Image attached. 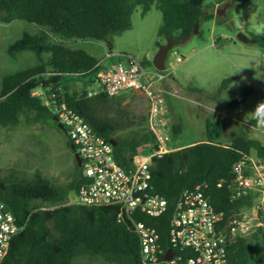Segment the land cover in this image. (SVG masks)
Wrapping results in <instances>:
<instances>
[{
    "label": "trees",
    "instance_id": "1",
    "mask_svg": "<svg viewBox=\"0 0 264 264\" xmlns=\"http://www.w3.org/2000/svg\"><path fill=\"white\" fill-rule=\"evenodd\" d=\"M222 1L232 5L243 0ZM153 6L162 20L157 29L158 39L169 36L179 41L193 35L195 22L212 18L217 24L232 26L227 15L208 11L211 5L205 0H0L1 22L23 20L37 27L35 32L22 31L5 48L12 57L28 51L35 62L1 75L0 127H16L23 114L27 122L42 121L59 128L50 105L42 98L44 94L50 103L64 101L106 140L114 139V159L120 166L130 168L138 147L154 143V136L146 126L147 111L138 115L129 113L115 100L116 95L105 92L88 95L89 84L79 91L69 90L62 81L64 76L91 80L100 63L85 49L71 47L67 42L84 38L108 40L111 35L131 28V15L137 8L143 15ZM250 36L256 44L264 46V37ZM156 43L161 45L158 40ZM140 63L143 65L144 61ZM225 81L229 82L230 77L223 79L214 96L220 94ZM36 89L40 93H35ZM251 92L253 87L245 84L225 104L240 103ZM205 126V139L152 157L150 185L152 191L167 199L168 210L154 218L137 214V219L157 229L163 247L167 246V221L172 204L183 188L205 184L204 193L216 211L225 212L224 218L230 209L250 203L249 196L231 199L227 184L235 162L253 153L264 159V143L243 133H235L228 143H220L218 138L223 128L220 116L207 120ZM180 127L172 124L169 132L174 134ZM63 132L70 148L72 142ZM0 180L3 182L0 199L24 224L0 264H72L74 257L94 255L109 263L142 264L134 227L128 219L117 218L114 206L66 203L69 193H74L80 182V167L75 159L65 183L53 182L37 170L28 176L11 167L4 172L0 168ZM263 263L261 228L238 238L227 249V264Z\"/></svg>",
    "mask_w": 264,
    "mask_h": 264
},
{
    "label": "built area",
    "instance_id": "2",
    "mask_svg": "<svg viewBox=\"0 0 264 264\" xmlns=\"http://www.w3.org/2000/svg\"><path fill=\"white\" fill-rule=\"evenodd\" d=\"M112 54L107 51L105 57ZM180 60L179 55L176 56ZM168 75L156 69L152 74L133 56L100 63L87 94L105 92L115 96L124 92L140 93L147 105L146 126L154 143L138 147L132 166L124 168L114 159L112 145L64 101L44 99L74 146L80 158V182L66 203L114 206L117 218L128 219L137 234L142 264H227V249L238 238L247 237L257 228L264 230V159L250 154L231 167L227 184L231 199L250 197V203L216 211L204 193L205 184L183 188L176 196L167 221V246L163 247L157 229L137 214L160 217L168 210L167 199L152 191L150 164L177 147L171 141L165 101L167 90L160 82ZM37 93L36 91H34ZM264 133V125L254 126ZM220 183H218L219 185ZM20 223L0 199V263L8 252ZM170 254L166 258V251ZM264 264V263H263Z\"/></svg>",
    "mask_w": 264,
    "mask_h": 264
},
{
    "label": "rangeland",
    "instance_id": "3",
    "mask_svg": "<svg viewBox=\"0 0 264 264\" xmlns=\"http://www.w3.org/2000/svg\"><path fill=\"white\" fill-rule=\"evenodd\" d=\"M217 1H220V7L227 3L226 1L221 2V0H205V3L211 5ZM225 15L232 21L230 28L222 24L213 25L211 20L200 22L199 29L204 41L209 40L210 35L215 33L225 35L223 38L229 42L230 48L224 50L223 55L234 63L243 65L252 77H256V80L254 83L250 82L236 68L229 67L231 65H228L225 59L226 69L224 74L221 70L209 74L206 72L199 74L198 71L194 74L193 71L192 79L180 83L181 87L175 93L165 96L173 113L182 117L181 131L174 135L170 133L171 141L175 146L205 139L203 123L195 118L200 111L205 110V105L216 107L221 112L219 115H221L225 124L231 127L232 133H243L249 138L258 139L264 143V133L253 127L256 126V121L250 119V111L255 108L259 101L264 100V97H261L263 92L259 89L260 84L257 82L264 83V74L257 77L259 75L257 69L260 60V48L257 47L256 43H242L237 38L238 32L245 33L248 36L250 34L258 35L257 29L264 26V0H243L236 4H228L225 8ZM161 21V14L154 6L143 15L140 14V10L137 8L131 15L132 25L130 29L119 34H113L108 40L73 39L68 41L67 45L85 49L99 59L105 53L104 46L107 48L110 42L111 46L107 48V51L112 54L113 59H122L124 54H128L139 62L144 61L143 67L146 72H154L156 69L153 66V58L160 46L157 45L156 41H160L161 45L166 41V39L157 38V29ZM36 30L37 27L34 24L23 20H13L7 23L0 21V77L2 74L28 67L35 62L34 56L28 51H23L12 57L6 53L5 48L10 41L20 36L22 31L35 32ZM191 36L185 43L178 42L168 50L164 59V73L173 72L172 74L175 75L177 69L175 55L180 56V53L188 50L191 45L202 42L197 39L198 35L193 34ZM258 36L264 37V35ZM230 54L232 55L230 56ZM225 73H231L234 79L231 82L225 81L220 94L214 96L215 91L223 81L221 75H225ZM84 80L66 75L62 81L66 83L69 90L79 91L85 85H92V81ZM244 83L251 85L253 92L240 103L225 104L226 101L238 95L241 85H245ZM192 85H201L204 89H201L202 92L188 89ZM255 88L259 89L260 92L255 94ZM35 91L40 93L39 89ZM217 96L223 104L216 105L214 103ZM42 98L46 99V96L42 94ZM114 98L129 113L138 115L147 111L146 101L138 92H124ZM168 112L170 115L169 108ZM207 113L212 114L211 111ZM20 119L19 124L12 129L0 127L1 172L11 167L29 176L37 170L53 182H67L74 165V157L71 149L66 144L63 130L42 121L27 122L24 120L23 114ZM229 138L230 135L224 133L219 140L226 143ZM72 197L73 192H70L67 201ZM72 264L115 263L106 262L100 256L94 255L74 257Z\"/></svg>",
    "mask_w": 264,
    "mask_h": 264
},
{
    "label": "crops",
    "instance_id": "4",
    "mask_svg": "<svg viewBox=\"0 0 264 264\" xmlns=\"http://www.w3.org/2000/svg\"><path fill=\"white\" fill-rule=\"evenodd\" d=\"M219 8H220V1L219 2L217 1L213 4H211V6L207 10L208 11L212 10L215 12ZM209 20H211L213 25L217 24V23H215L213 18L209 19ZM200 22L198 23V28L200 27ZM191 37L192 36H190L186 41H188ZM197 37H198L197 39H199L202 42L198 43L197 45H191V47H189L188 50H185L183 53H180V57H181L180 60L176 59V61H177V67L176 68L177 69L175 70V72H176L175 75L172 74L173 72H168V75L160 82V84L163 87H165L167 90L166 96L169 94L175 93L176 90L181 87L180 83L192 79V75H193L192 72L193 71H194V74L196 71H198L199 74H203L205 72L207 74H209L210 72L215 73V72H218V70H221L223 72L222 74H224V71L226 69L225 60L228 62V65H231L229 67L236 68L237 70L240 68L239 73H242V75H244L248 80H250V82H253V83L255 82L256 77H252L250 75V73L247 72V69H245V67L243 65H241L239 63L238 64L234 63L231 59H229L223 55V51L230 48L229 42L223 38V37H225V35H220L219 33H215V34L210 35L209 40L204 41V37L200 31V35H198ZM239 41L242 43H254L255 44L254 41H248V42H244L241 40H239ZM185 42H183V43H185ZM109 46H111L110 42H109L107 48H109ZM196 46H198V47H196ZM257 47L260 48V50H259L260 60H259L258 69H257L258 73H259V75H257V77H259V76H262L264 74V46H260L257 44ZM107 48L104 46L105 53L107 52ZM104 54L98 59L99 63H104V62H109L111 60H115L111 56L109 58L105 57ZM232 54H230V56ZM244 54H246V53H244ZM175 57H176V55H175ZM152 72L153 71H150L149 74H152ZM227 77H230V82L233 81V79H234V77H233V75H231V73H225V75H221L222 80H223V78H227ZM219 78H220V76H219ZM90 81H93V79H91ZM257 82L260 84L259 89L261 90V92H263L261 97H264V83H261V81H257ZM241 86H243V85H241ZM188 89L197 91V89L201 90V89H204V87H202L201 85H192ZM259 89L255 88V94L260 92ZM201 92H202V90H201ZM165 101H166V106H168L169 111H170V115L168 112V117H169V122H170L169 126H171L172 124L175 126L180 124L181 127L178 131V132H180L182 129V124H181L182 117L176 113H173L170 105L167 104L166 99H165ZM214 103L216 105L223 104L222 100L218 99V96L215 97ZM168 108H167V111H168ZM208 111H211L212 114L207 113ZM219 114H221V112L218 109H216V107H212L210 105H205V110L203 112L200 111L199 114H197L195 116V118L198 121L203 123L204 130H205V137H206V126L205 125H206L207 120H212V119L216 118L217 116L221 117V115H219ZM221 119L223 121V128H222V131H221L219 138L224 133H228L231 137L235 133H232L231 127L228 126L227 124H225L222 117H221ZM178 132H176V133H178ZM176 133H174V134H176ZM219 138H218V141L222 144H225V142H221L219 140ZM193 142L194 141L189 142V143H185V144H182L179 146H175V145L174 146L179 148L183 145L191 144ZM228 142H229V140L226 143H228Z\"/></svg>",
    "mask_w": 264,
    "mask_h": 264
},
{
    "label": "water",
    "instance_id": "5",
    "mask_svg": "<svg viewBox=\"0 0 264 264\" xmlns=\"http://www.w3.org/2000/svg\"><path fill=\"white\" fill-rule=\"evenodd\" d=\"M228 6V3H226L225 5L221 6L217 11L216 14L218 15H225V8ZM198 33V22H195L193 30H192V34H197ZM190 37V35L185 36L183 38H181L179 41H176L175 39L171 38V37H166V41L164 44L160 45L157 49V51L154 54V58H153V66L158 69V70H162L164 68V59L166 57V54L168 52L169 49H171L173 47L174 44L178 43V42H185L188 38ZM237 38L241 41L244 42H248V41H253V39L248 36L245 33H241L238 32L237 33ZM53 120H55L56 125L64 131V126L62 125V123L60 121L57 120V118L55 116H53ZM109 142L111 145L115 144V140L114 139H109ZM70 148L73 150L72 151V155L77 163V165L80 164V158L77 152L74 151L73 149V145L70 144ZM3 187V182L0 180V188ZM170 254V251L167 250L166 251V255L165 257L167 258Z\"/></svg>",
    "mask_w": 264,
    "mask_h": 264
},
{
    "label": "clouds",
    "instance_id": "6",
    "mask_svg": "<svg viewBox=\"0 0 264 264\" xmlns=\"http://www.w3.org/2000/svg\"><path fill=\"white\" fill-rule=\"evenodd\" d=\"M258 35H264V26L257 29ZM240 68L238 69V71ZM250 119H254L258 125H264V100L259 101L255 108L250 111Z\"/></svg>",
    "mask_w": 264,
    "mask_h": 264
}]
</instances>
